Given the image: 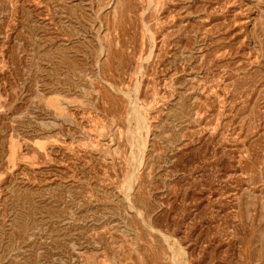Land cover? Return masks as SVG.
I'll list each match as a JSON object with an SVG mask.
<instances>
[{
	"label": "rangeland",
	"instance_id": "1",
	"mask_svg": "<svg viewBox=\"0 0 264 264\" xmlns=\"http://www.w3.org/2000/svg\"><path fill=\"white\" fill-rule=\"evenodd\" d=\"M0 264H264V0H0Z\"/></svg>",
	"mask_w": 264,
	"mask_h": 264
}]
</instances>
